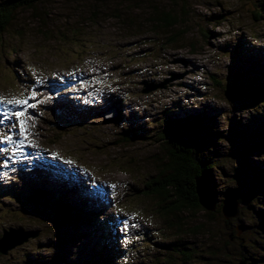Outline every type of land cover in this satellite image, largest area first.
<instances>
[{
    "label": "rangeland",
    "instance_id": "1",
    "mask_svg": "<svg viewBox=\"0 0 264 264\" xmlns=\"http://www.w3.org/2000/svg\"><path fill=\"white\" fill-rule=\"evenodd\" d=\"M260 1L47 0L15 11L0 40V237L8 229L37 235L0 264H107L94 252L105 246L109 264H153L160 247L183 239L143 194L166 156L156 124L167 113L208 119L216 205L264 164V102L254 105L231 79L264 68V20L252 16ZM182 5L180 31H170L181 38L168 45L173 34L154 18L170 9L181 16ZM143 83L162 87L143 94ZM240 86L242 99L226 101L223 92ZM16 112L25 114L24 135ZM36 192L37 207L27 202ZM59 207L68 219L56 228ZM71 210L97 215L88 223ZM252 212L240 215L255 229ZM211 225L226 235L222 221Z\"/></svg>",
    "mask_w": 264,
    "mask_h": 264
},
{
    "label": "trees",
    "instance_id": "2",
    "mask_svg": "<svg viewBox=\"0 0 264 264\" xmlns=\"http://www.w3.org/2000/svg\"><path fill=\"white\" fill-rule=\"evenodd\" d=\"M46 1L0 0V40L10 27L15 11L35 10L37 6ZM182 6L178 10L179 12L181 11V16L173 12V10L177 9H170L167 12H160L156 19L154 18L158 28L164 29V33L173 34L171 38L166 39L168 45L175 43L181 38L179 37L180 32L174 35V32L170 31L179 30V28L174 27L179 22L181 23L180 20L183 21L181 18L187 14L185 5ZM262 14H264V0L258 2L257 10L252 13L253 20L261 22L264 20V16H261ZM152 26L154 25L151 24ZM1 48L2 43L0 41V50ZM78 55L74 51L73 56L77 58ZM235 59L238 60H234L235 62L241 63V59L237 57ZM241 69H244V67H241ZM231 79L234 85L241 83L245 86L246 94L254 101V105L263 104L264 84H262L261 79L264 80V68L251 72L242 71L233 75ZM241 79L243 82H241ZM61 113L68 114L66 109H61ZM184 114L182 117H176L174 115L170 116L167 113L156 124L160 128L156 136L161 141L166 156L164 160L160 159L161 163L156 168L158 169L157 173L146 184V192H143L145 196L156 198L159 201L157 213L163 220L167 219L173 222L172 224L168 222L170 226L174 224V226L178 227L179 225L182 229L174 233V236L176 238H183L184 240L180 239L175 243L160 247L161 250L157 253V257L153 259V264H217V260H215L217 256L222 258L223 264H236L239 260H246L251 264H264V254L261 255L259 253L261 250L264 252V164L257 163L251 172L246 171L247 181H243L240 185L232 187V190H235L239 196L241 207L245 206L242 209L240 207L239 216L235 220H223L219 210L220 204L216 206V210L213 213L204 211L197 202L195 188L196 180L202 179L204 186L213 196L214 192L210 186V182L213 181L212 176L216 166L206 154L213 152L216 148L215 146H208L207 143L208 140L211 141L212 134L210 132L213 131L210 130L212 128L211 125V128L207 126L208 119L203 118L197 113L188 112ZM247 152H241L240 154L245 158ZM254 154L256 155L257 153H249L248 155L252 156ZM229 190H226L224 193L227 194ZM249 207L253 208L251 217L255 220L254 226L256 230L252 226L246 225L240 215L242 214L241 212ZM71 212L72 217L76 218L78 212L75 210H71ZM182 214H184V217L189 215L194 220L187 222V218L185 219ZM91 215L92 217H90V214L89 217L86 215L85 219L79 215L77 217L90 223V220H93L97 213H92ZM77 220L80 221V219ZM217 220L222 221L226 232L225 236L221 234L222 232H218L217 234L213 231L211 222ZM238 225L243 227L240 236L236 234V226ZM103 229L99 227L97 231H102ZM166 229L169 230V228ZM244 232L246 233L245 237L248 234L253 237L255 233L258 234V237L257 239L255 237L253 239L252 237L244 238L242 237ZM100 238L106 239L105 236ZM199 238H202L203 244L193 242ZM180 242L184 243L181 244ZM203 247H206L208 252ZM105 249L106 246L94 248V252L97 255L96 259L99 262L112 263L109 258L102 257L105 254ZM201 250H203V253L207 252L208 256H201ZM199 252L200 254H198Z\"/></svg>",
    "mask_w": 264,
    "mask_h": 264
},
{
    "label": "water",
    "instance_id": "3",
    "mask_svg": "<svg viewBox=\"0 0 264 264\" xmlns=\"http://www.w3.org/2000/svg\"><path fill=\"white\" fill-rule=\"evenodd\" d=\"M144 89L143 94H148L151 91L161 88L162 85L149 86L147 83H143ZM244 88L240 86L238 88H229L223 92V96L228 102L237 101L239 102L244 96ZM195 194L197 197V202L199 206L208 213H213L216 210V202L212 194L209 193L207 188L204 186L202 179L196 180ZM42 196L40 193L36 192L33 196L28 199V203L37 207L41 201ZM44 203V202H43ZM241 205L239 204V196L235 190L230 189L227 194L224 195L220 203V214L224 221H231L238 217L239 209ZM68 219V212L62 207L57 209L54 219V226L58 228L63 225ZM243 231L241 225L236 226V234L240 236ZM37 233L24 232L22 230L8 229L4 230L0 237V255H6L8 251L21 246L29 239L35 238ZM236 264H251L246 260H239Z\"/></svg>",
    "mask_w": 264,
    "mask_h": 264
},
{
    "label": "snow or ice",
    "instance_id": "4",
    "mask_svg": "<svg viewBox=\"0 0 264 264\" xmlns=\"http://www.w3.org/2000/svg\"><path fill=\"white\" fill-rule=\"evenodd\" d=\"M9 103H13V101H9ZM14 103L16 105H20V104H22L24 102L23 101H20V100H16V101H14ZM32 107H34V105H32ZM24 115L25 114L22 113V112H16V113H14V116H15L16 120L19 122V128H20V131H21V135H24V133H25L24 122L20 119ZM113 187H115V186H113Z\"/></svg>",
    "mask_w": 264,
    "mask_h": 264
},
{
    "label": "bare ground",
    "instance_id": "5",
    "mask_svg": "<svg viewBox=\"0 0 264 264\" xmlns=\"http://www.w3.org/2000/svg\"><path fill=\"white\" fill-rule=\"evenodd\" d=\"M156 24V23H155ZM159 25V24H158ZM170 36V35H169ZM61 65V64H60ZM62 66V65H61ZM213 79V78H212ZM223 84V83H222ZM223 88V87H222ZM64 97V96H63ZM209 114V113H208ZM15 117V116H14ZM166 124V123H165ZM58 168V167H57ZM51 171V170H50ZM34 177V176H33ZM132 189V188H131ZM131 199V198H129ZM163 200V199H162ZM161 201V200H160ZM159 202V201H158ZM81 206V205H80ZM144 207V206H143ZM188 213V212H187ZM79 231V230H78ZM161 234V233H160Z\"/></svg>",
    "mask_w": 264,
    "mask_h": 264
}]
</instances>
